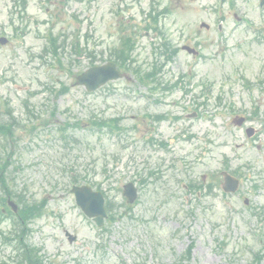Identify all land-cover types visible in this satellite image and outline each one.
<instances>
[{"label": "rangeland", "instance_id": "obj_1", "mask_svg": "<svg viewBox=\"0 0 264 264\" xmlns=\"http://www.w3.org/2000/svg\"><path fill=\"white\" fill-rule=\"evenodd\" d=\"M109 1L0 0V37L9 39L0 44V118L11 109L21 121L14 130L16 154L8 185L12 193L26 189L30 199L47 201L45 213L29 224V243L51 264H264V103L243 128L233 123L264 99V6L260 0L218 6V0H185L181 9L178 1L159 0L176 5L171 18L178 28L202 36L196 40L202 46L200 58L180 51L163 67V81L180 79L181 86L151 93L133 75L132 81L117 80L88 93L74 81L90 66L89 59L72 51L70 43L80 35L89 50L104 55L119 44L117 16L106 12ZM214 3L215 11L207 9ZM133 12V20H142L144 14ZM122 15L125 21L131 17L127 11ZM202 21L215 23V32L199 29ZM51 33L61 42L67 37L60 63L44 50ZM153 47L148 38L139 37L135 56L145 68L155 60ZM64 86L69 89L58 94ZM192 111L199 117L186 119ZM155 114L171 119H152ZM110 116L124 118L128 141L90 123ZM76 121L82 127L68 131L77 139L62 138L59 124ZM247 126L257 129L250 140ZM150 137L167 148L151 149L144 139ZM9 144L0 135V149H9ZM158 164L163 180L140 188L133 209L117 220L106 219L101 228L85 216L71 192L74 167L101 181L109 198L122 203L118 189L139 178L137 172ZM226 165L231 173L239 169L247 176L236 194L221 189ZM204 174L206 184L219 183L212 194L186 191L184 185L199 183ZM7 192L0 185V196ZM12 229L11 220L0 223V232L10 235ZM66 230L77 236L74 242ZM191 243L193 252L184 257ZM258 253L263 255L260 261ZM0 264H14L1 234Z\"/></svg>", "mask_w": 264, "mask_h": 264}, {"label": "water", "instance_id": "obj_2", "mask_svg": "<svg viewBox=\"0 0 264 264\" xmlns=\"http://www.w3.org/2000/svg\"><path fill=\"white\" fill-rule=\"evenodd\" d=\"M5 42V39H2ZM91 74H93L92 79L90 78ZM119 74L112 76L116 78ZM90 79V80H89ZM108 77H106L101 68H95L94 70H90L80 76L78 79V83L88 82L90 90H95V88L99 87L103 83L106 82ZM224 190L226 191H235L239 181L232 176H230L227 172H224ZM73 191L76 194V199L83 210L87 213L88 216H95V221L101 226L104 223L103 218L106 216V209L104 207V198L101 192H94L91 187L87 186H76L73 187ZM124 194L128 197L130 202H134L137 198V189L133 184H128L125 187ZM74 237H70V240H73Z\"/></svg>", "mask_w": 264, "mask_h": 264}, {"label": "trees", "instance_id": "obj_3", "mask_svg": "<svg viewBox=\"0 0 264 264\" xmlns=\"http://www.w3.org/2000/svg\"><path fill=\"white\" fill-rule=\"evenodd\" d=\"M98 124L99 127H105L106 122L102 121V122H96ZM110 126V128H112V126L110 124H108ZM107 125V126H108ZM67 128L68 126H62L60 128V131L64 132L65 134L67 133ZM67 137V136H66ZM11 153H9L8 157L10 156ZM7 160V158H6ZM4 163V161H3ZM4 164H7V162H5ZM5 172H6V165H1L0 166V178L2 179V181L5 183L6 181V177H5ZM156 172V170H151V174H154ZM88 178V177H87ZM85 178V179H87ZM75 182L79 181L82 179L81 176H76L74 177ZM84 179V178H83ZM89 179V178H88ZM87 179V180H88ZM89 183H91L92 185H97L99 187L100 184H97L96 182L92 183L90 180H88ZM18 197L20 199V201L23 202L24 206L22 207L21 211H20V218L18 220V224L20 225L27 223L28 221H30L33 218H36L37 216H39L41 214L40 212V206L41 205H37L35 203L30 204L25 197L21 196L20 194H18ZM110 208V204L108 205ZM0 215L3 216V212L2 210H0ZM25 233V230L21 228L20 233L17 236L16 239V243H15V249L18 251V256L20 257L19 264H45L43 258L40 256L39 250L28 245L27 243L23 242V235Z\"/></svg>", "mask_w": 264, "mask_h": 264}, {"label": "flooded vegetation", "instance_id": "obj_4", "mask_svg": "<svg viewBox=\"0 0 264 264\" xmlns=\"http://www.w3.org/2000/svg\"><path fill=\"white\" fill-rule=\"evenodd\" d=\"M126 6H125V10L127 9L129 12L132 11H138V12H145L147 15V19L144 23V25L149 29L148 31H150L152 33V36H150V39L152 41H156L158 39L162 38V31H166V24H165V20L166 17H163V15L165 14L164 12H160V14L157 13V3L155 0H126ZM165 5V3H164ZM123 6V5H122ZM184 5L181 7V9H183ZM173 8V7H171ZM178 8V7H177ZM169 30V31H173ZM185 28L182 29L181 31H177V33L180 35V32H184ZM188 33H191V37H187L189 40L190 38H193L195 34H193V32L188 29ZM209 31V29H208ZM174 33V31H173ZM137 31L131 32L129 35H127V38H132L133 40H135L137 37Z\"/></svg>", "mask_w": 264, "mask_h": 264}]
</instances>
